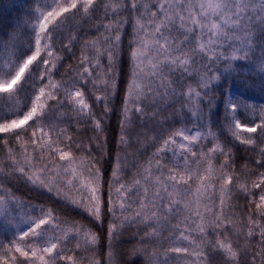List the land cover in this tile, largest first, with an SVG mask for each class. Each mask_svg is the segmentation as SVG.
I'll return each instance as SVG.
<instances>
[{"label": "snow or ice", "instance_id": "1", "mask_svg": "<svg viewBox=\"0 0 264 264\" xmlns=\"http://www.w3.org/2000/svg\"><path fill=\"white\" fill-rule=\"evenodd\" d=\"M10 28L0 264H264V103L217 97L264 94V0H31Z\"/></svg>", "mask_w": 264, "mask_h": 264}, {"label": "trees", "instance_id": "2", "mask_svg": "<svg viewBox=\"0 0 264 264\" xmlns=\"http://www.w3.org/2000/svg\"><path fill=\"white\" fill-rule=\"evenodd\" d=\"M31 0H0V36H3L4 33L11 30L10 26H14L16 22L25 14V11L28 8ZM85 27H87L85 25ZM247 78L241 75L238 78L231 80H222L219 82L217 87V97L218 99H224L227 97L229 92L235 97L240 94H244L245 96H251L252 102L257 105L264 103V94H261L258 89H250L248 85L244 82ZM117 106L119 105V100L116 101ZM219 114L222 116L223 114V104L219 106ZM191 126V125H189ZM117 131V119L116 117H112L111 119V129L109 131V145L110 147H114V137L116 136ZM90 134V133H89ZM129 151H133V149H129ZM149 153L151 149H148ZM13 187L17 191V194L23 196L26 200H28L32 204H45L52 205L57 207L58 210L62 208V202L59 204H55V197L46 192H40L38 190H32L31 185L25 184L23 180L19 182H13ZM67 213L72 216H75L77 219L80 217L77 215V210L75 209H64L62 214ZM101 231L103 235V230ZM9 233L5 230L3 223L0 222V239L7 236ZM136 243L135 240L132 239L130 234H125L120 242V247L123 249H128L132 244ZM106 240L101 241V251L105 250ZM135 264H143L142 259H137Z\"/></svg>", "mask_w": 264, "mask_h": 264}, {"label": "rangeland", "instance_id": "3", "mask_svg": "<svg viewBox=\"0 0 264 264\" xmlns=\"http://www.w3.org/2000/svg\"><path fill=\"white\" fill-rule=\"evenodd\" d=\"M189 127H191V126H189Z\"/></svg>", "mask_w": 264, "mask_h": 264}]
</instances>
